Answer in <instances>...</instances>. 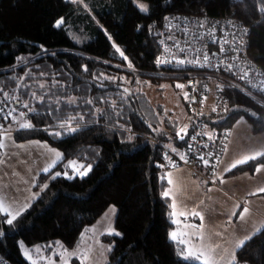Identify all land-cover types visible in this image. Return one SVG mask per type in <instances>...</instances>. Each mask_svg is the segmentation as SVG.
I'll list each match as a JSON object with an SVG mask.
<instances>
[{
  "label": "trees",
  "instance_id": "trees-1",
  "mask_svg": "<svg viewBox=\"0 0 264 264\" xmlns=\"http://www.w3.org/2000/svg\"><path fill=\"white\" fill-rule=\"evenodd\" d=\"M145 1L147 12L133 0H0V101L7 93L10 99L3 103L16 113L28 110L13 96L31 101L36 109L28 113L34 127L16 130L15 140L38 139L64 156L52 171L39 175L35 190H41L40 196L13 225L0 214V255L11 264H31L22 246L39 249L47 258L60 245L74 250L110 206L118 211L114 223L120 235L102 237L111 249L106 264H189L177 256V246L169 239L175 224L171 201L162 197L167 187V180L161 179L164 148L185 150L196 120L217 136L241 117L255 132H264L263 94L220 71L156 63L162 51L160 35L167 30L165 19L174 13H193L230 16L251 26L249 56L264 67V17L257 10V0ZM60 19L64 23L57 28ZM74 35L81 42L76 43ZM189 78L222 89L228 105L223 114L212 112L207 98L206 105L186 122L188 134L181 139L174 135L171 121L160 126L162 107L152 104L144 88L166 80L186 85ZM40 82L49 91L44 103L30 96V90L43 91ZM69 97L76 103L67 104ZM185 105L194 113L197 102L189 98ZM61 123L71 124L76 131L60 128ZM70 160L85 168L90 165L91 171L84 177L77 175L67 166ZM259 163L258 159L244 164L234 172L251 171ZM57 172L61 174L56 176ZM237 252L239 264H264V231Z\"/></svg>",
  "mask_w": 264,
  "mask_h": 264
},
{
  "label": "snow or ice",
  "instance_id": "snow-or-ice-1",
  "mask_svg": "<svg viewBox=\"0 0 264 264\" xmlns=\"http://www.w3.org/2000/svg\"><path fill=\"white\" fill-rule=\"evenodd\" d=\"M73 2H77V0H73ZM140 11L147 12L148 8L147 6L143 4L137 5ZM257 10L261 14L262 17H264V0H257ZM167 19V18H166ZM64 23L63 19L57 20L55 23V27L59 28ZM231 23V21H230ZM201 27L204 26L203 22L200 24ZM244 35H248V29L244 28L243 30ZM110 38V37H109ZM224 43H229V41L225 40ZM246 41H241V47L244 46ZM116 52H118L121 57H123L124 60H127V56H125L124 52L121 51L119 47H116L113 45ZM232 50H235L234 48ZM165 51H169V49H165ZM183 51V49H181ZM221 52H224L225 49L223 47L220 48ZM23 59V58H19ZM173 60L177 65H184L185 63L194 64V65H200L205 66L207 62H209L210 57L207 53H203V63L201 62V59L199 57L194 58L193 60H187V59H179L175 57L173 54L171 59H161L157 58L156 63L159 66L162 63H172ZM129 69L133 68V65L131 62L128 63ZM231 65H226V68L231 71ZM85 71H87V68H85ZM243 75L240 77L241 79H244L248 76V72L242 70ZM258 75L260 73H257ZM43 75V73H41ZM139 83V81H137ZM249 84H251V81H248ZM261 85H264V81L260 82ZM39 89L43 90L40 94H37L35 91L30 90V96L32 100L38 101V103H44L45 98L49 96V91L45 90L46 85L43 82H40L38 84ZM176 88L183 90L185 88L184 84H176ZM222 90V89H221ZM259 90L264 92V87H259ZM2 91V90H0ZM124 91L127 93L128 89H124ZM185 99H189L188 93H184ZM10 98L7 93H4V101H8ZM12 100H15L16 103L20 104L23 109H27L28 112L21 111L19 113V118H17L14 114L16 113L15 108H10L6 113H4V118L8 119L9 117L12 118L13 122L18 126V129L20 130H30L34 127V125L30 122L28 119V113H34L36 111L35 108L32 107L31 101L24 102L22 101L20 96H13L11 97ZM207 98L205 97V100ZM4 101H0V103H3ZM56 103H60L59 99L57 98ZM76 103L75 98L69 97L67 100V104L71 105ZM86 103L92 104V100H87ZM203 103V101H202ZM113 108H115V103L112 105ZM225 111H227V107L225 106ZM2 111V110H0ZM56 111H59V109H56ZM212 112H216V108L213 107L211 109ZM49 115L51 113H48ZM119 115V113H117ZM202 114V112H201ZM252 116H255L256 113H251ZM74 117H68V120H74ZM82 120L83 117H80ZM245 123L243 120V117H241L239 120L236 121V124ZM60 128H66L68 132H75L76 128L73 127L69 123H61L59 125ZM151 127V125H149ZM12 128H4L2 125H0V151H3L6 148H9V146H14L20 149L26 148L25 144H17L12 137ZM53 135L60 136V132L52 133ZM188 134L187 132V126L179 128V130L176 132V136L180 137L181 139L184 138ZM195 135H206L210 141H213L215 143V137L211 132H198ZM233 135L231 130H228L224 133V138L227 140L229 137ZM30 146L38 147V148H45L47 149L48 158L51 160V164L49 167L54 166L55 163L59 160L63 159V156L60 152L56 151L55 149H50L47 147L46 144L42 145L40 141H30ZM171 147V146H169ZM203 147L207 148L208 145L205 144ZM191 148V145H189V149ZM173 152L176 151L175 148L171 149ZM223 152L228 151V145L224 144L222 147ZM12 153L10 152H4L2 156H0V166H6L7 161L12 157ZM41 155H44V153H41ZM210 156H215V154H209ZM218 162L219 157H215ZM264 148L259 150H254L248 154L243 155L241 158L237 159L234 163H232L229 167L225 168L224 171L230 172L232 169L236 168L238 165H243L248 163L249 161H256L260 160V163L255 168V172L259 173L262 170H264ZM180 159L183 160L185 163H188V160L184 155L180 156ZM198 159L204 164L206 168H211L213 175L216 176L215 179H211V184L215 185L217 182V179L219 180V183L223 185L225 183V180L222 176H219L216 173V169L214 165H210L209 159H207L204 155H200ZM169 163L171 165L172 169H178V166L175 163H172L171 160H169ZM69 168L73 172H75L77 175L84 177L87 176L88 173L91 171V166L89 165L86 170L85 166L82 164H78L76 160H70L68 161ZM45 172L49 171V168H44ZM16 173L13 172V175ZM61 173L57 172L56 176H59ZM67 175V173H65ZM54 178V177H53ZM70 178V177H69ZM162 180L166 179L168 188L162 192V197L166 198L171 201L170 208H171V217H173L172 222L177 225L178 230H173L169 233V239L177 246L176 247V254L177 256L186 261L189 262V264H239L237 257H236V251L246 246V244L254 238L255 235L261 234L262 231H264V225H261L259 227H255L254 231L251 234H248L247 228L242 225L241 230L244 231L246 234L241 238L237 237L234 249L229 250L228 248L223 247V245L219 242H213L212 237H220L221 240H223V233L219 230H217L221 225L213 226L211 229L208 228V226L205 223V215L200 209V205L204 203L203 200L200 201V204L196 205L195 207L189 208L183 200L180 199V196L183 194V186L174 178V173L172 171H169L165 174V176L161 177ZM205 183H208L207 181ZM6 188L8 186H5ZM48 186L47 184L42 185V189H46ZM214 191V188L209 187L207 188V192L211 193ZM264 193V187H259L254 191H250L247 193L249 196H256L258 194ZM31 198H34L31 197ZM246 203V202H245ZM30 207L29 204L26 203H20V196L17 195L15 192H7L6 194L0 195V214H3L5 218V222L8 225H13L14 222L22 215V213ZM241 205L239 203H235L233 205L232 210L228 214V218L223 222V231L228 232L229 226L232 225V217H236L238 215L239 221L245 222L246 216L250 215V208L248 206H244L242 210L237 213L236 209H240ZM114 212L115 210L112 209ZM183 218V224L181 226V221L179 218ZM189 218H195L200 221V223L193 224L189 223ZM109 234H112L113 230L108 229ZM115 235L119 236V232H115ZM97 244H99V241H96ZM59 244V242H57ZM60 247L63 249V245H60ZM101 247H103L101 245ZM23 248V246H22ZM111 249L109 248L108 251ZM37 252H39V249H36ZM94 253V249L89 246L84 251H79L77 249V252L75 253H69L67 249H64L61 253H59L62 264H69L68 257L70 255H77L78 259L80 260V264H92L91 257ZM24 255L25 257L31 262V264H38L37 260H34L31 256V254L24 249ZM48 264H55L54 261L49 260Z\"/></svg>",
  "mask_w": 264,
  "mask_h": 264
},
{
  "label": "crops",
  "instance_id": "crops-1",
  "mask_svg": "<svg viewBox=\"0 0 264 264\" xmlns=\"http://www.w3.org/2000/svg\"><path fill=\"white\" fill-rule=\"evenodd\" d=\"M243 120L245 123L237 125L235 122L231 129H227V131H232L233 135L231 137L225 140L224 135L222 136L224 144L228 145V151L226 153L222 151L219 160L220 162L217 164L216 173L219 176H222L225 180L223 185L219 183L218 179L215 185L209 184L210 182L205 183L206 181L204 179L196 176L187 166L185 167L175 162V160L173 161L171 159L172 156H169L170 159H167L163 165L164 174L172 171L174 173V178L183 186L184 191L180 196V199L183 200V202L189 208L200 204L201 200L204 201V203L200 205L199 210H201L205 215L206 225L209 229H211L213 226L221 225V227H219L217 230L221 231L224 237L223 240H221L220 237L213 236L212 241L221 243L223 247L228 248L229 250L234 249V244L237 237L242 238L246 234L241 230L242 225L247 228L248 234H251L255 227L264 225V193L258 194L256 196L247 195V193L250 191H254L259 187H264V170L256 173L255 166V168L251 171L245 170L244 172H234L236 168L243 166V164L238 165L230 172L224 171L225 168L229 167L243 155L254 150L264 148V132H255L250 122L246 118H243ZM11 123L12 119L6 124L5 128L11 127ZM12 130L13 140L17 144H25L26 148L20 149L10 145L9 148L1 151V156L4 154V152H10L14 155H12V157L7 161L6 166H0V195L6 194L9 191L15 192L20 196V203H26L31 206L41 194V190H35L39 175L42 173L47 174L48 172L52 171L55 166H57L63 159L57 161L54 166L49 167L51 160L48 158L47 149L29 145L30 141H37L38 139L17 142L13 134L15 130L18 129L12 128ZM38 141H40L42 145L46 144L48 148L55 149L62 154L60 150L53 147L49 143L41 140ZM168 148L170 151H172V147ZM175 149L176 151L172 152L176 154L179 159L181 156L179 153L181 152H185V157L187 159L188 155L185 150L181 151L178 148ZM41 153H44V155H41ZM169 160H171L172 163H175L179 170L172 169ZM251 162L253 161H249L248 163ZM44 168H49V171L45 172ZM13 172L16 174L13 175ZM215 178L216 176H211V179ZM5 186L8 187L6 188ZM166 186L167 189L168 184ZM209 187L214 188V191L208 193L207 188ZM33 196L34 198H31ZM235 203H239L241 205L240 209H236L238 214L244 206H248L250 208V215L246 216L245 222L239 221L238 215L236 217H232V225L229 226L228 232H224L222 226L223 222L228 218V214L232 210ZM105 214L102 216L105 217ZM102 216L100 218H102ZM113 217L114 216L112 215V219ZM98 220H96V222ZM179 220L182 222V226L183 218L180 217ZM96 222L94 225H96ZM188 222L197 225L200 223V221L195 218H189ZM173 230H178L176 224L171 231ZM79 247L81 246L79 245ZM237 251L236 257L238 253ZM108 252L109 251L107 250L106 256L103 257L104 259L102 258L100 264H106ZM54 260L59 261L57 259ZM76 264L80 263L77 262Z\"/></svg>",
  "mask_w": 264,
  "mask_h": 264
},
{
  "label": "built area",
  "instance_id": "built-area-1",
  "mask_svg": "<svg viewBox=\"0 0 264 264\" xmlns=\"http://www.w3.org/2000/svg\"><path fill=\"white\" fill-rule=\"evenodd\" d=\"M231 21V23H230ZM203 22L204 26L200 24ZM164 24L167 28L162 32L159 39V47L161 48V59H171L173 54L179 59L193 60L196 57L201 59L203 63V53H207L210 57L209 62L205 66L194 65L185 63L183 66L190 69H202L203 71H220L221 73L230 77L231 80L238 84L244 85L247 89L253 90L264 95V92L259 90V87H264L260 82L264 81V67L258 64L251 56H249V41L251 26H247L243 22L230 16L221 15H197L187 13H174L170 14L165 19ZM247 28L248 35H244L243 29ZM227 40L229 43H224ZM241 41H246L243 47H241ZM225 49L224 52L220 51V48ZM235 50H232V49ZM169 49V51H165ZM183 49V51H181ZM176 66L175 61L173 62ZM169 64V63H164ZM226 65H231V71L226 68ZM247 71L248 76L244 79L240 77L243 72ZM257 73H260L259 75ZM248 81L252 83L249 84ZM187 93L191 100L197 102L194 113H188V122L191 118L195 117L198 113V109L206 100L211 98L213 107L216 108V113H225V106L227 107V99L223 96L220 88L209 87L202 81L189 78L186 83ZM203 101V103H202ZM12 106L6 103H0V125L5 127V122L8 119L4 118L6 113ZM195 129L189 132L187 146L185 151L188 155V163L180 160L179 157L169 150L168 147L164 148L165 161L170 159L183 166H187L196 176L201 177L207 182L211 181L213 175L212 169L206 168L204 164L198 159L200 155H204L210 161V165H214L217 168L218 161L215 157H221L222 145L224 144L222 135L217 136V133L208 129L203 122L196 120ZM211 132L215 137V143L210 141L206 135H195L198 132ZM207 144L205 148L203 145ZM189 145L191 148L189 149ZM215 154L210 156L209 154ZM174 154V155H173ZM1 156V155H0ZM0 264H11V262L5 260L0 255Z\"/></svg>",
  "mask_w": 264,
  "mask_h": 264
},
{
  "label": "rangeland",
  "instance_id": "rangeland-1",
  "mask_svg": "<svg viewBox=\"0 0 264 264\" xmlns=\"http://www.w3.org/2000/svg\"><path fill=\"white\" fill-rule=\"evenodd\" d=\"M77 1H83V0H77ZM133 2L136 3L137 5L143 4L147 6V8L149 9V3L145 0L144 1L143 0H133ZM73 40L76 43L81 42V40L79 39V36L75 37L74 35ZM21 58L23 57L21 56ZM176 84H182V82H179V81L172 82V81L166 80L160 86L151 84L144 88V91L146 92V94L150 96L152 104H154V106L158 105L162 107L161 108L162 111L160 112V116H159L161 118L158 119L160 120V126H165V122L167 120H169V122L171 121L172 123L170 122L169 126L172 128L175 136L179 128L186 126V121H187L188 113H189V110L187 109L185 105V96H184V93L187 92V87L183 83L185 85V88L181 90V89L176 88ZM141 85L143 86L142 83ZM209 103H211V101H209ZM19 113L20 112H17L14 115L17 118H19ZM11 119L12 118L9 119V122L11 121ZM11 128L18 129V126L13 122V120L11 123ZM179 154L181 155L183 154L185 156V152L184 153L181 152ZM0 155H1V151H0ZM77 163L81 164L78 161ZM86 169L87 168L82 169V170H86ZM209 184H211V182ZM112 209H114L115 211L113 212ZM117 213H118L117 209L114 206H110L106 211L105 217L102 216V218H100L96 222V225L86 230L85 233L82 235L83 238L80 244L81 247L74 248V250L67 249V251L69 253H75L77 252V249H79V251L82 252L87 247L91 246L94 249V253L91 257V262L92 264H100L102 261V258L106 256L107 250L110 248V246H108L102 240V237L104 235L109 234V232H105V231H108V229L113 230L112 234L117 232V230L115 229V223H114ZM112 215L114 216L113 219H112ZM96 241H99V244H97ZM101 245L103 247H101ZM24 249H26L31 254L34 260L38 261V264H48L49 260L54 261L55 264H62V260H61L59 253H61L66 248H63V249L61 247L55 248V251L52 253L51 257H48V258L45 257L44 254L42 253L39 254L38 252H35L31 250L30 248H27L24 246L22 248L23 255H24ZM54 259H57L59 261H56ZM26 260L28 259L26 258ZM68 261H69V264H76L77 262L80 263V260L78 259L77 255H70L68 257Z\"/></svg>",
  "mask_w": 264,
  "mask_h": 264
}]
</instances>
